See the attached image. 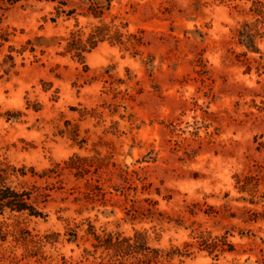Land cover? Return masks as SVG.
Wrapping results in <instances>:
<instances>
[{
  "label": "rangeland",
  "instance_id": "1",
  "mask_svg": "<svg viewBox=\"0 0 264 264\" xmlns=\"http://www.w3.org/2000/svg\"><path fill=\"white\" fill-rule=\"evenodd\" d=\"M57 7L0 0V182L42 214L0 213V264H107L96 236L183 250L226 231L233 253L183 264H255L264 221L239 216L264 207V0H113L102 20L124 44L83 60L66 40L99 21Z\"/></svg>",
  "mask_w": 264,
  "mask_h": 264
},
{
  "label": "trees",
  "instance_id": "2",
  "mask_svg": "<svg viewBox=\"0 0 264 264\" xmlns=\"http://www.w3.org/2000/svg\"><path fill=\"white\" fill-rule=\"evenodd\" d=\"M49 1H56L58 4V7L55 9L56 18L63 14L67 19H76L77 16H81L99 21V25L95 26L84 40L79 31L72 32L66 40V46L64 48L66 54H72L78 60H83L84 56L95 49L99 43L107 41L112 45L122 46L124 44L122 41L123 36L117 30L111 33L110 27L106 26L102 20L104 13L110 10V4L113 0H82L76 8H69L67 10H64L68 6L67 1ZM238 36L240 43L246 48L257 51L254 46V35L251 29H248L247 25H244V28L238 32ZM141 39L140 36L129 35L127 42L134 49L136 45L141 43ZM0 179H2L1 176ZM244 180L246 183L241 188V191H244V187L247 185L250 177ZM33 192V190L17 191L0 182V213L8 210L19 214L25 213L30 217H42V214L30 203ZM249 203L252 205L257 204L251 201ZM226 213V218H236L235 214L230 213L228 209ZM239 218L245 223L264 221V207L260 212L244 208L241 210ZM228 236H230L228 231L221 236L214 237L210 234L199 233L195 237V243L185 244L183 250H179L178 248H171L169 250L152 248L146 242L145 235L139 232H135L132 237L126 238L120 237L119 235L112 236L107 234L103 237L96 236L95 240L99 244L98 247L103 248L106 252L112 253L111 259L107 264H173L172 261L175 258H178V264H183V260L181 259L190 257L192 255V249H196L198 252H205L215 260H218L224 254L233 253L235 249L228 242ZM255 264H264V253L255 261Z\"/></svg>",
  "mask_w": 264,
  "mask_h": 264
}]
</instances>
